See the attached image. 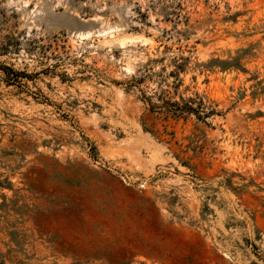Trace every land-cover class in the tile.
Masks as SVG:
<instances>
[{"label":"rangeland","instance_id":"rangeland-1","mask_svg":"<svg viewBox=\"0 0 264 264\" xmlns=\"http://www.w3.org/2000/svg\"><path fill=\"white\" fill-rule=\"evenodd\" d=\"M0 264H264V0H0Z\"/></svg>","mask_w":264,"mask_h":264},{"label":"trees","instance_id":"trees-1","mask_svg":"<svg viewBox=\"0 0 264 264\" xmlns=\"http://www.w3.org/2000/svg\"><path fill=\"white\" fill-rule=\"evenodd\" d=\"M179 70L183 67L182 65L177 66ZM2 70L9 74L13 70L7 67L2 68ZM15 78H27V74L21 72H12ZM151 74L150 70H146L142 77L133 79L130 87H137L140 83L144 82V79ZM170 77H174L179 81V75L174 72L170 73ZM161 87V86H160ZM157 88L151 91L150 94H142V101L147 106L148 110L152 113L163 114L166 119H182L187 116H195L198 120L204 121L217 114L215 110L207 108L204 100L202 98H183L182 96H172V92L169 89ZM170 86H168L169 88ZM177 88V87H176Z\"/></svg>","mask_w":264,"mask_h":264}]
</instances>
